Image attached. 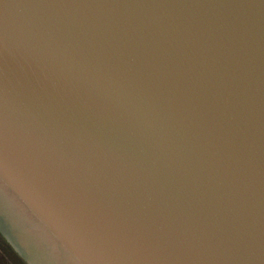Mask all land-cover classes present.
<instances>
[{
	"label": "water",
	"instance_id": "1",
	"mask_svg": "<svg viewBox=\"0 0 264 264\" xmlns=\"http://www.w3.org/2000/svg\"><path fill=\"white\" fill-rule=\"evenodd\" d=\"M0 233L28 264H264V0H0Z\"/></svg>",
	"mask_w": 264,
	"mask_h": 264
},
{
	"label": "flooded vegetation",
	"instance_id": "2",
	"mask_svg": "<svg viewBox=\"0 0 264 264\" xmlns=\"http://www.w3.org/2000/svg\"><path fill=\"white\" fill-rule=\"evenodd\" d=\"M0 233V264H28Z\"/></svg>",
	"mask_w": 264,
	"mask_h": 264
},
{
	"label": "trees",
	"instance_id": "3",
	"mask_svg": "<svg viewBox=\"0 0 264 264\" xmlns=\"http://www.w3.org/2000/svg\"><path fill=\"white\" fill-rule=\"evenodd\" d=\"M11 246V245H10ZM12 247V246H11ZM13 248V247H12Z\"/></svg>",
	"mask_w": 264,
	"mask_h": 264
}]
</instances>
